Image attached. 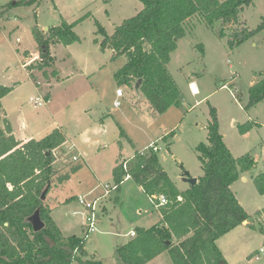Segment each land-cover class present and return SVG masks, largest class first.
Listing matches in <instances>:
<instances>
[{
	"label": "rangeland",
	"instance_id": "obj_1",
	"mask_svg": "<svg viewBox=\"0 0 264 264\" xmlns=\"http://www.w3.org/2000/svg\"><path fill=\"white\" fill-rule=\"evenodd\" d=\"M15 1L0 0V8ZM140 8L138 0H42L37 6L11 7L0 17V84L10 86L18 82L15 90L1 100L5 114L13 119L21 135L36 140L48 135L57 122L63 132H69L75 139L88 163H82L81 169L68 182L58 185L60 188L53 185L49 190L44 203L52 209L51 218L64 236L84 237L86 227L83 224L88 210L77 197L83 196L88 202L99 197L96 230L86 237L85 250L89 259L117 263L116 248L131 239L127 236L130 230L150 227L156 223L158 215L152 202L132 179L122 182L120 190H111L108 196L102 197L103 185L114 184L112 167L136 151H144L155 144L159 147L156 154L160 164L168 176L179 188L186 187L188 184L182 182L185 172L190 177L203 174L195 147L206 142V124L213 107L219 132L231 154L240 157L247 153L254 159V168L231 186L240 205L253 214L249 217L252 222L248 227L243 224L241 235L244 237L239 240L238 247L230 245L228 236L219 244L231 264H264V256L255 259L251 253V258H247V250L243 252L242 249L248 244L247 249L251 252L264 245V214L262 219L254 214L264 206V195L257 193L252 180L259 171L264 172V99L246 108L249 87L264 80V27L239 46L230 48L228 30H225V37L219 39L213 30L196 20L186 24L185 41L179 44L169 65L183 100L178 107H171L159 115L151 111L145 97L139 100L129 86L116 84L112 73L123 65L125 58L120 56L111 61L110 53L99 51L94 42L101 38L95 34V21L110 34L115 25L133 16ZM86 13L89 16L74 27L79 37V42L72 45V50L77 53L74 55L76 61L64 46L51 48L56 57L54 69L62 76L72 78L57 81V74L46 82L33 69L31 74L37 81L32 80L28 68H22L20 60L24 59L21 55L24 49H35L33 29L45 32V28L58 25L61 16L72 22ZM239 20L250 31L256 30L264 22V0H253L252 5L239 14ZM197 45H202V55L195 48ZM35 51L38 53L37 47ZM94 58H105V62L101 71L91 77L93 83L100 81L97 84L99 95L95 103L86 108L87 96L77 98V93L88 85L87 78L80 74L85 72V61ZM191 72L195 73L193 79L199 90L196 96L190 95L184 78ZM37 82L46 94L49 93L48 84H55L53 100L48 107L36 108L29 102V98L39 91ZM222 85L227 87L220 89ZM117 88L123 92L120 98L115 95ZM114 101L119 102L118 107L113 105ZM88 109L92 111L85 113ZM102 120L104 130L100 133V127L96 126L97 132H92L91 127ZM246 122L254 124V128L241 135L239 126ZM21 124L25 125L22 130ZM120 129L124 135L120 136ZM164 137L166 139L162 140ZM62 150L63 147L55 151L59 174L77 164ZM237 249L238 253L235 252ZM150 264L173 263L169 253L164 252Z\"/></svg>",
	"mask_w": 264,
	"mask_h": 264
},
{
	"label": "trees",
	"instance_id": "obj_2",
	"mask_svg": "<svg viewBox=\"0 0 264 264\" xmlns=\"http://www.w3.org/2000/svg\"><path fill=\"white\" fill-rule=\"evenodd\" d=\"M41 1L10 2L0 8V17L11 7L37 6ZM138 1L141 8L136 14L123 19L110 34L95 21V34L101 38L94 42L101 52L111 51V61L125 58L113 72L116 84L129 86L133 91L134 83L141 79L140 99H147L154 114H163L182 103L183 95L167 65L178 41L187 34L186 24L196 20L213 30L219 39L228 30L230 48L264 27L263 22L250 31L239 20V14L253 0ZM88 16L86 13L70 23L61 16L59 24L49 26L46 32L33 29L39 59L35 66L28 67L32 80H36L31 74L33 68L46 82L57 75L51 48L79 42L74 27ZM195 48L203 54L202 45ZM23 55L27 57L28 53ZM12 90L13 86L0 84V264H106L87 257L85 237L64 236L52 220L51 209L41 199L43 192L47 190V195L53 185L67 182L81 164L58 173L55 151L66 141L59 128L39 140L15 138L1 102ZM248 94L246 108L263 100L264 80L252 84ZM209 115L206 142L195 147L203 174L193 186L178 189L156 152L150 149L136 151L112 169L117 189L125 178H131L151 199L161 218L149 228H135V236L116 248L117 263L109 264H147L164 252L169 253L173 264H228L216 242L250 217L231 186L254 168V159L247 153L234 157L219 132L215 108H210ZM253 128L254 124L246 122L239 126V133L244 135ZM119 134L124 135L121 129ZM252 180L257 193L264 195V172L259 171ZM161 195L166 203L159 205L155 197ZM36 212L44 223L39 232L33 231L30 221ZM254 214L261 217L264 207Z\"/></svg>",
	"mask_w": 264,
	"mask_h": 264
},
{
	"label": "crops",
	"instance_id": "obj_3",
	"mask_svg": "<svg viewBox=\"0 0 264 264\" xmlns=\"http://www.w3.org/2000/svg\"><path fill=\"white\" fill-rule=\"evenodd\" d=\"M139 10V9H138ZM137 10V11H138ZM136 11V12H137ZM136 12H135V14H136ZM2 17V16H1ZM75 21V20H74ZM73 22V21H72ZM70 23V22H69ZM115 26H117V25H115ZM115 26H114V28H115ZM114 28H113V30H114ZM47 29H48V27H47ZM45 30V29H44ZM185 38L186 37H184V38H182V39H180L179 41H178V43H177V48H176V50L171 54V59H170V61H169V63H168V65H167V68H168V70H169V65H170V63L172 62V57H174V54L176 53V51L178 50V47H179V44L182 42V41H185ZM99 40V39H98ZM72 45L73 44H71V45H69V46H64L65 47V50L67 51V53H68V55H70L73 59H74V55L75 54H77V53H75L73 50H72ZM58 46V45H57ZM56 46V47H57ZM36 47H37V45H35V49L34 50H32V51H29L28 49H24L23 51H22V53H21V55L24 57V59L25 58H27V57H29V56H31L32 54H35V50H36ZM55 47V48H56ZM97 47H98V45H97ZM191 47H192V44H191ZM194 48V47H193ZM98 49H99V47H98ZM100 51V50H99ZM105 51H108L110 54H109V57L111 58V51L110 50H105ZM24 52H27L28 53V56L27 57H25V55H23V53ZM52 55L55 57V55L53 54V52H52ZM109 58V59H110ZM24 59H22V60H20V65H22V63L24 62ZM95 59V58H94ZM55 60H56V57H55ZM74 61H76V59H74ZM56 62V61H55ZM104 62H105V58H104V60L102 59H95V60H91V61H85V65H84V71L85 72H83V73H81L80 75H82L83 77H86L87 78V83H88V85L87 86H85L84 87V89L81 91V92H79V93H77V98H81V97H86L87 96V104H86V108L87 107H89V104H92L93 105V103H95V100L97 99V96L99 95V93H98V90H99V88H98V86H97V84H99L100 83V81H97L96 83H93V82H91V77L94 75V74H97V73H99L100 71H101V68H102V66L104 65ZM180 66V65H179ZM22 67V66H21ZM56 70V69H55ZM56 72H57V74L59 75H56V76H58L57 77V81H59V80H64V79H71L72 77H68V76H62L61 74H59V72H58V70H56ZM114 72V71H113ZM169 72H170V70H169ZM171 73V72H170ZM113 74V73H112ZM194 74L195 73H193V72H191L190 74H188L187 76H184V78H185V81H186V83H187V89H188V91H189V93H190V95L191 96H196V95H198L199 94V90H198V88H197V85H196V83H195V81H194ZM29 75V74H28ZM172 75V74H171ZM90 77V78H89ZM172 77H173V75H172ZM174 78V77H173ZM175 79V78H174ZM90 80V81H89ZM18 84V82L17 83H14V84H12V85H10V86H13V90L11 91V93L15 90V88H16V85ZM34 85V84H33ZM190 85H192V88H193V92L191 91V89H190ZM48 86H49V93H47L48 94V102H47V105L45 106V107H48V105H50V102L53 100V95H52V89L54 88V86H55V84L53 83L52 84V82L51 83H49L48 84ZM34 87H35V85H34ZM42 87L43 86H41L40 88L42 89ZM220 89H222V87H220ZM35 91H36V87H35ZM116 91V90H115ZM11 93H9V94H11ZM182 93V92H181ZM116 95V94H115ZM183 95V94H182ZM4 99V98H3ZM89 100H90V102H89ZM139 100H140V98H139ZM199 101H197V103H198ZM3 106V105H2ZM4 108V107H3ZM3 110H5V109H3ZM90 111H92V109H88V110H85V113H88V112H90ZM4 113H6L5 111H4ZM5 116H6V118H7V120L10 122V124H11V126H12V129H13V134H14V136H15V138L16 139H18V140H22V141H27V140H29V139H31V138H27V137H25V136H23V135H21L22 134V132L21 131H19V129L17 130L15 127H17L16 125H15V123L13 122V119L12 118H10L9 116H8V114H5ZM53 116V118H55L54 117V115H52ZM104 121L102 120V121H97V123H95L94 125L95 126H92L91 128H92V132H97V129L98 128H96V126H98V127H100L98 130H99V132L101 133L102 132V130H104V128H105V124L103 123ZM54 124H55V126H56V128H59V129H61V127H60V125L57 123V122H54ZM100 124V125H99ZM22 126L20 127V130H22V129H24V124H21ZM62 130V129H61ZM17 131H19V133L17 132ZM63 131V130H62ZM68 132V131H67ZM64 134H65V137H66V141H65V146L66 145H73L74 147H75V150H76V152L80 155V160H79V164H81V167H82V163H85V164H88L87 163V161H86V158H85V155H84V152L83 151H81L82 149H81V147L75 142V139L69 134V132L68 133H66V132H63ZM19 134V135H18ZM223 137V136H222ZM149 147V146H148ZM159 159V158H158ZM160 162V161H159ZM112 169H113V167H112ZM111 172H112V170H111ZM200 176H197V177H195V178H199ZM242 177H244V174L241 176V178L240 179H242ZM172 179V178H171ZM70 180V179H69ZM68 180V181H69ZM126 180H131V178H129V177H127V178H125V180L124 181H126ZM244 181L246 180L245 178L243 179ZM67 181V182H68ZM123 181V182H124ZM66 183V182H65ZM175 183V182H174ZM122 184V183H121ZM121 184H120V186H121ZM124 184V183H123ZM122 184V185H123ZM63 185V184H62ZM176 185V184H175ZM59 186H61V185H59ZM58 185H55V188H60ZM120 186H119V188H118V190H120ZM177 186V185H176ZM188 187V185L186 186V187H183V188H179L178 186H177V188L178 189H180V190H184V189H186ZM140 188V190L142 191V189H141V187H139ZM142 193H143V191H142ZM149 200H150V202H151V199L149 198V197H147ZM95 199V198H94ZM152 206H153V208L155 209V211H156V213H157V215H158V220L156 221V223L160 220V213H159V211H158V209L152 204ZM264 207V206H263ZM263 207H261V208H263ZM260 208V209H261ZM244 209V208H243ZM260 209H257L256 211H258V210H260ZM51 211H52V209H51ZM256 211H254V212H256ZM247 214L251 217L253 214L252 213H248L247 212ZM264 216V215H263ZM263 216H261L260 217V219H262V217ZM262 221H264V219H262ZM252 222V221H251ZM156 223H154V224H156ZM153 224V225H154ZM247 227L250 225V222H248L247 224ZM152 226V225H151ZM150 226V227H151ZM242 227L244 228V225L243 224H241V225H239V226H237L236 228H234L233 230H231L230 232H228L227 234H225L224 236H222L221 238H219L218 240H217V242H216V244H217V247L219 248V250L221 251V253H222V255H223V257L226 259V261L228 262V264H231L230 262H229V260L225 257V255H224V253H223V251H222V249H221V247H220V244H219V241L223 238V237H225V236H228L229 237V240H230V245L233 247V248H235V247H238L239 246V244H240V239L242 238V237H244V235H241V231H242ZM138 228V227H137ZM141 228H143V227H141ZM149 228V227H148ZM135 230V229H134ZM134 230H130V233L131 232H134ZM264 231V229L262 230V232ZM129 233V234H130ZM127 235L128 237H130L131 238V236L130 235ZM243 243H245V241H243ZM262 244H264V243H262ZM263 246V245H262ZM262 246H260L259 248H261ZM247 247H248V244L247 245H245L242 249H243V252H245V250H247V258L248 257H250V254L252 253V255H251V257L253 258L254 256H255V254H256V252H257V250L255 249V250H253V251H251V252H249L248 251V249H247ZM238 250L239 249H237L235 252L236 253H238ZM86 251V250H85ZM249 252V253H248ZM163 254V253H162ZM161 254V255H162ZM161 255H159V256H161ZM158 256V257H159ZM158 257H156L155 259H153L152 261H150L149 263H147V264H150V263H152L153 261H155ZM250 257V258H251Z\"/></svg>",
	"mask_w": 264,
	"mask_h": 264
},
{
	"label": "built area",
	"instance_id": "obj_4",
	"mask_svg": "<svg viewBox=\"0 0 264 264\" xmlns=\"http://www.w3.org/2000/svg\"><path fill=\"white\" fill-rule=\"evenodd\" d=\"M16 42L19 43V39H16ZM38 55L35 53V54H32L31 56L27 57L24 59V62L22 63V68H28V67H31V66H35L37 60H38ZM34 69V68H33ZM31 69V71L33 70ZM36 85L39 87V91L38 93L35 95V96H32L29 98V102L31 105H33L34 107H44L47 105V102H48V99L46 98V93H44L42 91V89L40 88L41 87V83L37 82ZM227 86L226 85H223L222 88H226ZM190 89L191 91L193 92V88H192V85H190ZM115 94H116V97L117 98H120L123 96V92L120 88H117L116 91H115ZM115 107H118L119 106V102L118 101H114V104H113ZM63 147V154L64 155H70V158H71V161L73 163H78L79 160H80V155L76 152L75 150V147L73 145H66L65 144L62 146ZM150 150H152L153 152H157L159 150V147H157L155 144H152L151 146H149ZM103 194H102V197H106L109 195V192L111 190H117V186L115 184L113 185H110V184H104L103 185ZM155 199L158 201L159 205H162V204H165L166 203V199L164 196H158V197H155ZM77 201L84 207L85 210H88V213L86 215V222L83 224L85 227H86V230H85V239L86 237L93 233L95 230H96V220H97V213H96V210H97V206H98V203L100 201V198H95L92 202H88L86 201V199L83 197V196H78L77 197ZM152 202V201H151ZM100 210L101 211V206H99ZM84 230V229H83ZM132 237L135 236V233L134 232H131L129 234ZM259 256H264V245L259 248L255 254V259H258Z\"/></svg>",
	"mask_w": 264,
	"mask_h": 264
},
{
	"label": "water",
	"instance_id": "obj_5",
	"mask_svg": "<svg viewBox=\"0 0 264 264\" xmlns=\"http://www.w3.org/2000/svg\"><path fill=\"white\" fill-rule=\"evenodd\" d=\"M44 31L46 32L47 31V28H45ZM140 83H141V79L137 80L134 83V85H133V91H134V94L137 97V99L140 98V91H139V85H140ZM182 182L187 183L190 186H193L194 184H196L197 178L190 177L189 174L187 172H185L184 175L182 176ZM46 191L47 190H45L43 192L42 196H41V199L42 200H45V198H46ZM30 221L32 223V228H33V231L34 232H39L40 230L43 229L44 223L40 220V217H39V213L38 212H36L33 216H31ZM251 221H252V219L251 218H248L247 220H245L243 222V224H247L248 222H251Z\"/></svg>",
	"mask_w": 264,
	"mask_h": 264
}]
</instances>
